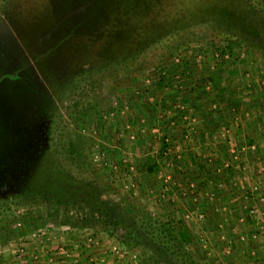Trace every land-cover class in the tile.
I'll list each match as a JSON object with an SVG mask.
<instances>
[{"label": "rangeland", "instance_id": "rangeland-1", "mask_svg": "<svg viewBox=\"0 0 264 264\" xmlns=\"http://www.w3.org/2000/svg\"><path fill=\"white\" fill-rule=\"evenodd\" d=\"M214 1L228 6L177 28L155 20L160 0L146 1L135 28L115 13L117 1L0 0V239L10 234L15 257L26 255L29 224L34 242L62 235L107 244L114 264H156L151 248L124 237L149 241L172 212L192 236L184 249L194 263L253 259L244 249L259 240L255 224L264 227V0ZM138 28L150 30L140 37L145 69L132 76L126 65ZM227 40L232 49L220 56ZM119 50L124 59L113 57ZM210 110L240 122L239 134L229 125L220 141L238 148L237 159L219 163L212 137L202 150L213 159L190 156L198 151L190 132ZM231 160L236 183L224 184L214 172ZM60 189V203L47 209L45 195ZM97 196L113 203L118 230L102 226L98 211L62 222L91 213ZM45 209L51 216L36 218ZM231 224L241 243L225 233Z\"/></svg>", "mask_w": 264, "mask_h": 264}, {"label": "trees", "instance_id": "trees-1", "mask_svg": "<svg viewBox=\"0 0 264 264\" xmlns=\"http://www.w3.org/2000/svg\"><path fill=\"white\" fill-rule=\"evenodd\" d=\"M117 1V2H115ZM128 0H112V2L115 4L114 8H117L115 13L119 14L120 20H122V14L125 13V15H128V22L131 24L132 27L137 28V24H140L139 21H136V18H133L135 12L137 11L138 8L144 7L145 2L147 3H152L153 0H140L139 1H132L129 3ZM164 4L165 10H162L156 8V6L153 4L152 8L154 9L155 13L157 14L154 16L155 20L157 23H160V20H170V26L173 28H177L176 25L174 24H185L187 21V25L190 26L202 23L203 21L208 20V17L214 16V14H219L223 12V9H225L228 5L227 2H221V1H214V0H194L193 1H185V0H160ZM214 1V2H213ZM199 2L198 5H196ZM112 3V5H113ZM149 3L147 6H150ZM189 3H193L191 6ZM163 7V5H162ZM224 7V8H223ZM213 8V10H211ZM222 9V11H221ZM192 11V12H191ZM163 14L166 16L163 18ZM127 18V17H126ZM126 18H123L126 20ZM190 20V22H189ZM192 20V21H191ZM136 24V25H135ZM115 25V24H114ZM151 25V24H150ZM143 26V25H142ZM141 26V27H142ZM117 27V25L115 26ZM169 28V29H173ZM144 30V29H143ZM149 28L147 30L142 31V28H138V30L135 32V36L131 45L133 47V51H130V56L129 60L131 61L126 65V68L131 71L132 76L139 74L140 70L145 69L144 64L142 61L138 59L139 55H142L143 53L141 52L142 49L140 47V40L141 36H149ZM103 39L108 40V36L111 33V29H109V26H107L103 31ZM175 32V29L174 31ZM152 36V35H151ZM106 38V39H105ZM151 38V37H150ZM229 39V37H227ZM148 38H146L147 40ZM241 40V39H240ZM227 46L224 49H217V52H219L220 56H223L229 49H232V44L231 40H227ZM121 42V41H120ZM134 43V44H133ZM124 49V46L120 49L122 51ZM119 50V53L116 54L115 57L116 59H124V55H120L121 51ZM115 52V50L113 51ZM112 60H108L110 62ZM80 115H84L85 111H79ZM210 119L209 121L212 122L211 116L208 117ZM71 142L70 140H67V144L69 145ZM164 149L167 148V142H163ZM72 148V147H70ZM202 167V166H201ZM152 169V168H151ZM155 169V168H153ZM87 185H90L88 182H86ZM102 188V187H101ZM104 188V187H103ZM103 188L101 192H103ZM96 187H93L92 190H95ZM63 189H60L58 191H55L53 195H45L46 201L48 203L47 209H52L54 204L60 203L58 202L59 194ZM99 190V189H98ZM98 190H95L96 192ZM100 192V191H99ZM92 193V191H91ZM93 194V193H92ZM95 194V193H94ZM98 194V192H97ZM92 196V195H91ZM83 200V199H82ZM98 203L97 206H92V211L91 213H84L86 215H81L78 219V221H74V217H69L68 215H65L62 219V222H69V223H75L79 224L82 222V220H86L84 216L88 215V219L91 220L92 218H95V215L93 212L98 211L102 216L96 217L97 221L102 224V226H112L114 229L118 230V226L120 223H123L120 218L116 215V212L112 208L113 203L109 201L108 199L101 200L99 199V196H97L95 199L91 200V202ZM92 202V203H93ZM91 207V206H90ZM45 209V212L39 215H36V218H44V216H51L50 211ZM53 211H56V209L53 208ZM162 216V215H161ZM166 220L161 221L163 223L162 228L156 229V233L152 232L150 235L149 241L145 240H140L136 239L135 237H131L130 234L128 236H125V239H132L134 240V243H132V246H144L151 248L153 250V256L151 257L153 261L156 262V264H161L162 262L164 264H199V263H194L192 259L188 258V256L185 255L186 250L184 249L186 245L191 243L192 241V236L190 235L189 230L185 227L184 222L182 219H178L177 221L175 220V216L173 215L172 212L168 213V215L165 216ZM81 220V221H80ZM39 221V220H38ZM74 221V222H73ZM29 223V222H27ZM98 223V222H97ZM165 224V225H164ZM26 227V230L30 226L29 224L26 225L24 224V227ZM25 230V231H26ZM128 230H131L128 228ZM130 233V232H129ZM152 243V244H150ZM156 244V245H155ZM155 245V246H154Z\"/></svg>", "mask_w": 264, "mask_h": 264}, {"label": "crops", "instance_id": "crops-1", "mask_svg": "<svg viewBox=\"0 0 264 264\" xmlns=\"http://www.w3.org/2000/svg\"><path fill=\"white\" fill-rule=\"evenodd\" d=\"M211 110L208 111L207 113H204V116L201 120V125L198 126L197 131H195L197 126H195L194 130L193 131L191 130L190 132V137L192 138V141L197 142L196 149H198V151L191 153L190 156H194V159H198V158L200 159L203 157V158L208 159L209 161L211 158L213 159L211 155L212 153L211 151L209 152V151L202 150L203 147H205L204 144L208 142L207 139L210 140L209 137H212L211 139L212 141H214V139L215 140L217 139V143H218L217 149H218L219 154H217L216 160H218L219 163H220V159L218 157H221V158L230 157L231 159H237V157L240 156L241 154V152L238 151V148L236 146L233 148V145L227 140L225 142H220V141L221 139L223 141V139L228 136L229 131L226 132V130L228 129L229 125L232 126L234 124V126H237L234 129L236 130V135L239 134L241 129H239L238 125L240 124V122L237 120H234L236 119V117L234 118L233 114L225 115L223 112L221 113L219 111L215 113V111H211ZM211 112L215 113L216 115L213 116L212 114H210ZM209 116H211L212 122L209 121L210 120L208 119ZM202 127H204L205 130H203ZM216 128L218 131L215 130ZM216 133H218V135ZM236 141H238V138H236ZM234 152H235V155H234ZM245 156H247V154H245ZM248 157H251V156L249 155ZM170 163L171 164L174 163V165L176 166V163H179V161L177 159H172ZM209 163L210 162L206 164L209 165ZM230 163L228 164L225 163V165H222V166L219 165L221 168L218 169V172H214L217 175L218 181L221 182L223 179L225 180L224 184L227 181L231 183L232 182L236 183L235 181H233L235 174L232 175L233 173L231 171L232 169H234L232 160ZM229 166L230 168H228ZM175 168H178V167L176 166ZM185 170L186 169L184 170L182 169L181 171H185ZM173 171H171V175L174 180L175 175ZM255 225L262 227L263 230H262L261 235L258 236L259 240L253 243V247L248 246L244 249L249 252L248 255L250 254L251 259L252 258L253 259L250 262H245L246 259L243 257L241 258L242 264H264V260L261 261L260 259L257 260L256 258L257 256L260 257V255L264 254V227H263V224H261L260 222H257V224ZM230 226L233 232H231V230L227 228L225 233H229V232L232 234L237 233L234 230V226L232 224ZM1 227H4V226L1 225ZM31 231H32L31 229H28L26 232L24 231V233L26 234L27 241L26 243L23 244L26 246V250L24 251L26 255H23V256L15 257L13 249H12L14 246L11 244L12 241L9 236L10 234L7 235L5 239H0V264H114L112 263V261L110 262L111 256L108 251L107 244L105 247L104 245L102 246V245H99L97 242H95L92 244L85 243L82 246V244L76 243L73 240L67 239L63 241L62 235L54 236V237H52V235H49L47 238L45 237L43 238L42 236H40L39 238L36 239L37 241L34 242L33 236H32L33 232L31 233ZM238 233H241V231H239ZM262 234H263V238H260ZM251 236L253 238L256 237L255 233L251 234ZM242 239H243V236H240V240ZM223 240H225V237L223 238ZM227 240L228 239H226L225 243H227ZM240 240L236 234L233 235V242L238 241L239 243H241L242 241ZM227 244L228 245L226 246V250L229 251L231 250L230 248H232V246H231V243H227ZM242 244H243L242 248L244 246H247V243L245 242H243ZM221 248H223L222 245H221ZM226 263L227 264H238V260L234 258L233 259L228 258L226 259ZM116 264H118V262H116Z\"/></svg>", "mask_w": 264, "mask_h": 264}, {"label": "built area", "instance_id": "built-area-1", "mask_svg": "<svg viewBox=\"0 0 264 264\" xmlns=\"http://www.w3.org/2000/svg\"><path fill=\"white\" fill-rule=\"evenodd\" d=\"M263 200V199H262ZM200 217H203V215H200Z\"/></svg>", "mask_w": 264, "mask_h": 264}]
</instances>
